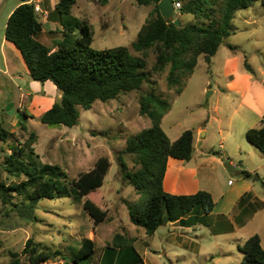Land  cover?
Here are the masks:
<instances>
[{
	"label": "rangeland",
	"instance_id": "obj_1",
	"mask_svg": "<svg viewBox=\"0 0 264 264\" xmlns=\"http://www.w3.org/2000/svg\"><path fill=\"white\" fill-rule=\"evenodd\" d=\"M153 10L154 5L144 6L139 0H107L104 5L100 1L78 0L72 14L63 17L91 25L93 49L124 46L134 56L141 57L132 44ZM174 19L179 20L182 27L204 23L180 11L175 13ZM233 27L232 35L224 41L211 64L206 63L204 56L199 58L194 74L183 80L185 88L180 95L178 87L168 83L170 67L162 73L153 71L157 58L155 52L150 51L146 68L150 81L140 90L123 93L115 100L96 102L91 110L81 109L79 124L73 128L51 127L38 118L27 120L21 116L19 120L27 127V131H23L20 126L14 127L7 122L12 117L7 115L11 103L0 104V115L5 114L0 127L15 134V138L7 142L0 141V178L7 184L25 180V177L6 172L9 168L6 159L14 148L25 150L23 158L26 161L40 166H60L69 180L94 169L100 158H108L111 164L103 186L87 197L108 212L107 220L98 226L84 210V199L78 200L75 195L42 200L35 212L36 220L23 219L11 206L0 203V264H13L14 261L30 264L28 256L22 255L29 239L61 253L46 264L71 261L85 238L95 241L96 251L81 264H242L241 250L249 237L258 234L264 247V154L246 137L249 130L264 125L263 107L255 110L250 105L252 102L264 105L262 0H252L248 9L239 11ZM65 35L81 36L77 30L75 34H70L69 30L65 33L53 31L46 36L45 45L54 47ZM247 76L249 80L243 78ZM254 82L261 90L252 86ZM235 83L238 89L234 91ZM149 94L171 104V111L162 120V128L172 142L186 130L195 134L193 159L190 162L171 159L165 190L169 192L175 188L178 195L208 191L217 202L212 219L204 217L189 229L166 224L153 237L147 236L144 229L130 220L128 205L140 204L146 195L138 194L124 180L119 162L121 156L129 172L138 169L135 156L124 151L130 140L151 126V120L140 115L141 98ZM19 103L25 107L27 100ZM45 109L42 107L38 112ZM225 163H234L236 171H228ZM189 169H195L196 174ZM248 192H253L249 201L257 211L240 229L232 216L239 214L237 203ZM21 201L15 199V202ZM221 214L230 217L229 221L216 218ZM230 222L234 232L214 234L213 228L227 229ZM119 234L132 239L133 243L124 248L108 249ZM104 248L107 253L101 261ZM11 254L19 256L13 258Z\"/></svg>",
	"mask_w": 264,
	"mask_h": 264
},
{
	"label": "trees",
	"instance_id": "obj_2",
	"mask_svg": "<svg viewBox=\"0 0 264 264\" xmlns=\"http://www.w3.org/2000/svg\"><path fill=\"white\" fill-rule=\"evenodd\" d=\"M92 1H100L103 5L107 2ZM177 1L183 3L181 14L193 15L204 23L178 27L162 17L159 10L161 0H139L141 5H154L151 18L132 44L133 50L141 57L134 56L124 46L106 50L93 49L92 27L78 19L68 20L63 24V33L69 30L70 34H75L77 30L80 37L65 35L54 47H48L38 40L45 25L36 13L35 5H20L9 18L6 39L23 55L33 81L41 84L52 82L61 93V98L40 118L41 123L51 127L73 128L79 124L81 109L88 111L96 102L106 103L123 93L140 90L143 84L150 81V74L146 71L150 51H154L157 58L153 71L162 73L170 67L168 83L171 87H178V95L182 94L185 88L183 80L194 74L199 58L204 56L207 64L212 63L224 41L232 35L236 14L252 4V0ZM76 4L77 0H60L56 11L60 16H70ZM262 4L264 7V0ZM246 68L253 72L248 64ZM170 111L171 104L168 101L154 94L143 96L140 115L147 116L151 120V126L130 140L124 151L125 154L135 156L138 169L129 172L124 158H119L124 180L138 194L146 195L140 204H129L128 210L131 222L144 229L149 237H153L160 227L185 218L192 220L191 225H196L204 217L209 218L216 207L209 192L174 195L165 190L169 159L190 162L195 152V134L192 130H186L174 142L163 130L162 120ZM22 115L28 118L27 114ZM21 129L27 131L26 125L21 123ZM31 135L35 138L34 133ZM246 137L250 144L264 154V125L249 130ZM9 138H15V134L0 127V141L7 142ZM31 152L34 153L33 150ZM25 153V150L14 148L6 159L9 165L6 172L25 177V180L7 184L0 178V203L11 206L23 219L36 220L35 212L42 200L71 198L75 195L78 200L84 199V210L96 226L107 220L108 212L87 197L103 186L111 167L108 158H100L94 169L75 180H69L60 166H40L33 161H26L23 158ZM243 173L250 175L248 172ZM251 197L252 194H246L238 202L240 214L235 218L237 227L243 226L257 211L253 203L250 208L245 207ZM16 198L22 201L15 202ZM233 230L230 222L229 228L216 233H229ZM113 241L114 245L108 246V249L124 248L133 243L132 239L121 234ZM95 251V241L85 238L72 260L65 261L64 264H81L92 257ZM241 252L242 264H264V247L258 234L245 241ZM22 255L28 256L30 264H46L57 259L61 253L53 252L29 239ZM11 256L17 258L19 255ZM16 263L14 261L13 264Z\"/></svg>",
	"mask_w": 264,
	"mask_h": 264
},
{
	"label": "crops",
	"instance_id": "obj_3",
	"mask_svg": "<svg viewBox=\"0 0 264 264\" xmlns=\"http://www.w3.org/2000/svg\"><path fill=\"white\" fill-rule=\"evenodd\" d=\"M59 2L60 0H26L25 2L24 0H0V104L2 103L14 104L13 114H10L7 112L8 117L12 116L10 120L7 119V122H10L12 126L14 127H18V126L21 127V120H19V117L23 116L22 113L27 114L28 118L23 116L27 120H30L32 118L40 119L48 110L52 108L54 103L61 98V93L57 90V87L52 82L41 84L31 79L30 71L23 58V55L13 43L7 41L6 39V28H7L9 18L12 15V13L20 5L24 3H30V4L32 3L34 5H39L42 11L48 14L47 21L43 23L45 25L43 32L38 37V40L41 43L45 44V39L48 33H53V31H58V33L60 31L63 32L64 31L63 24L67 23L68 21L67 18L60 16L56 11V7L59 4ZM77 3H78V0H77ZM243 78H245L246 80H249L248 76L243 77ZM252 86L256 88L257 90H261L260 85L257 82L256 83L254 82ZM233 89L234 91L238 89L237 83H235ZM21 100L22 101L27 100V105L25 107H23L19 103ZM253 104H257V106ZM250 105L253 108H255V110H258V108L261 109L260 106H262L264 109V105L261 104V102H258V103L252 102ZM42 107H46V109L43 112L39 113L38 110H40ZM4 116L5 114L0 115V124ZM171 159H174V158H170L168 161L166 177L168 174V169H169ZM174 160H177V159H174ZM177 161L184 162L181 160H177ZM229 164L234 166L235 169L237 168L234 165V163H229ZM189 170L192 173L196 174L195 169H189ZM166 177H165V182H164L165 189H166ZM170 189H172V187ZM168 193L178 195V194H175V188L170 190ZM246 194L253 195V192H248ZM211 195L213 196L214 201L216 203V207H215V210H216L217 202L215 200L214 195L213 194ZM251 204L252 202L249 201L247 202L245 207L248 209L251 207ZM236 209H237V213L240 214V210L238 206H236ZM214 212L209 216L210 219L214 217L213 216ZM239 214H235L234 216H232L233 222L235 221V218ZM255 214L256 213H254L252 217ZM216 218L221 219V220L223 219L222 221L224 220L229 221L230 217H227L226 215L221 214V215H217ZM192 223H193L192 220H190L189 218H185L183 221L176 222V223H169V224L171 227H182V228L189 229L190 226H192L191 225ZM246 224L247 222L241 227L238 226V228L241 229L245 227ZM213 226L215 225L213 224ZM220 230L222 229L213 228V232L215 235H220V233H216ZM234 231H235V228L232 232ZM221 234H227V233H221ZM103 251L104 252L100 256L102 257L101 261L105 258V254L107 253V252L105 253V248L103 249Z\"/></svg>",
	"mask_w": 264,
	"mask_h": 264
},
{
	"label": "water",
	"instance_id": "obj_4",
	"mask_svg": "<svg viewBox=\"0 0 264 264\" xmlns=\"http://www.w3.org/2000/svg\"><path fill=\"white\" fill-rule=\"evenodd\" d=\"M159 10H160V13H161L162 17L165 20L173 22L178 27L181 26L180 21L174 19L175 13L177 11L175 10L174 1L173 0H161V2L159 4ZM13 107H14V104H10L8 106V108H7V112L10 113V114H13ZM224 167L230 172H235L236 171L234 166H232L229 163H225ZM257 179H258V177H257Z\"/></svg>",
	"mask_w": 264,
	"mask_h": 264
},
{
	"label": "built area",
	"instance_id": "obj_5",
	"mask_svg": "<svg viewBox=\"0 0 264 264\" xmlns=\"http://www.w3.org/2000/svg\"><path fill=\"white\" fill-rule=\"evenodd\" d=\"M174 1V7H175V10L176 11H180L181 7H182V4L181 2L177 1V0H173ZM35 11L37 14L40 15V18H41V22L42 23H45L47 21V18H48V14L43 12L41 7L39 5H35Z\"/></svg>",
	"mask_w": 264,
	"mask_h": 264
}]
</instances>
